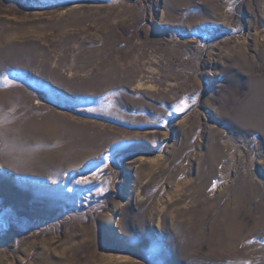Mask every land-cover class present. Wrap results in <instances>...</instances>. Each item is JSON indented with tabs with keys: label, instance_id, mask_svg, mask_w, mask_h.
I'll return each instance as SVG.
<instances>
[{
	"label": "rangeland",
	"instance_id": "rangeland-1",
	"mask_svg": "<svg viewBox=\"0 0 264 264\" xmlns=\"http://www.w3.org/2000/svg\"><path fill=\"white\" fill-rule=\"evenodd\" d=\"M261 86L264 0H0V264H264Z\"/></svg>",
	"mask_w": 264,
	"mask_h": 264
},
{
	"label": "bare ground",
	"instance_id": "bare-ground-1",
	"mask_svg": "<svg viewBox=\"0 0 264 264\" xmlns=\"http://www.w3.org/2000/svg\"><path fill=\"white\" fill-rule=\"evenodd\" d=\"M256 94L259 97H257ZM263 97H264V87L261 86V88H259L255 93L252 94L251 102L249 103L248 107L244 108L246 114L250 113L251 119H253V120H257V118H258V116H257V106H258V104L260 102V99H263ZM260 107L264 108V99L262 100V105H260ZM260 112L263 113V111H260Z\"/></svg>",
	"mask_w": 264,
	"mask_h": 264
},
{
	"label": "snow or ice",
	"instance_id": "snow-or-ice-1",
	"mask_svg": "<svg viewBox=\"0 0 264 264\" xmlns=\"http://www.w3.org/2000/svg\"><path fill=\"white\" fill-rule=\"evenodd\" d=\"M229 10H231V9H229ZM4 80H8V78L7 77H4ZM188 107V105H187V103L185 102V101H181L180 102V106H178L177 107V111H184L185 110V108H187ZM213 188H215V183L213 184Z\"/></svg>",
	"mask_w": 264,
	"mask_h": 264
}]
</instances>
